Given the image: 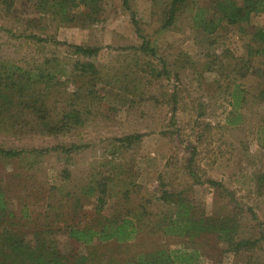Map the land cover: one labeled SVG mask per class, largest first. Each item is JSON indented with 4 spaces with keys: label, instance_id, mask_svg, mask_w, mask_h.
Returning <instances> with one entry per match:
<instances>
[{
    "label": "rangeland",
    "instance_id": "obj_1",
    "mask_svg": "<svg viewBox=\"0 0 264 264\" xmlns=\"http://www.w3.org/2000/svg\"><path fill=\"white\" fill-rule=\"evenodd\" d=\"M123 1L91 5L69 0L58 7L60 0H0L1 62L31 71L57 67L58 80L68 82L67 92L76 90L77 96L84 94L78 88L87 76L73 74L71 66L87 62L97 67L105 84L102 91L96 87L100 95L94 105H87L85 96L76 100L77 107H89L83 126L64 134H41L29 127L16 135L0 131V148L24 152L19 159H0V187L9 209L18 216L25 206L38 224L47 205L78 190L62 198L60 220L74 217L76 208L83 224L94 215L95 203L82 197L80 188L109 177L108 195L127 207L115 206L117 211L138 210L148 201L153 216L151 223L143 220L137 240L122 253L112 247L97 248L99 253L123 262L165 248L182 251L190 257L188 264H264V45L255 37L264 31V13L235 25L224 22L205 34L193 27L194 12L219 0H180L168 27L171 0H127V6ZM143 41L153 55L139 50ZM70 45L101 50L82 57ZM234 90H243L250 100L236 110ZM62 100L57 96V106ZM238 114L241 124H228L227 118ZM136 135L140 139L130 145L121 141ZM73 145L78 149L70 153L58 149ZM163 191L182 192L195 218L226 220V226L236 227L233 241H256V246L233 254L211 232L162 235L154 221L172 211L158 199ZM85 250L58 236L63 260L85 255Z\"/></svg>",
    "mask_w": 264,
    "mask_h": 264
},
{
    "label": "trees",
    "instance_id": "obj_2",
    "mask_svg": "<svg viewBox=\"0 0 264 264\" xmlns=\"http://www.w3.org/2000/svg\"><path fill=\"white\" fill-rule=\"evenodd\" d=\"M74 1V0H72ZM78 3L83 0H77ZM93 5L98 0H89ZM180 0H171L169 12L164 26L172 24L177 6ZM69 0H60L58 7L68 5ZM127 6V0L123 1ZM264 13V0H242L239 6H235L232 0L214 1L211 7H202L195 10L192 24L195 29L205 34H213L222 23L235 25L248 21L252 14ZM132 24L135 32L139 33L137 22L132 14ZM256 39L264 45V31L258 30L255 33ZM48 40L37 39L36 42H47ZM77 56L92 57L97 55L101 48L69 46ZM140 51L153 55L147 42L143 41ZM73 74L87 76L86 81L78 88L84 94L77 96V91L67 92L68 82L58 80L57 67H38L31 70H24L14 64L0 61V131L16 135L20 129L29 127L41 134H64L74 128L83 126L88 115L89 107L76 106V100L85 96L87 105H94L100 93L96 87L105 88L104 80L98 78V70L94 64L76 61L71 66ZM59 76V75H58ZM98 80V83L96 81ZM103 83V85H102ZM243 90H234L231 98L234 101L232 109L242 107L249 103L243 95ZM264 94V90L260 92ZM57 96L63 98L57 106ZM76 96V97H75ZM241 114L230 116L227 122L230 125L241 124ZM141 136H127L121 140L126 145L136 142ZM62 152L70 153L77 148L73 145L69 148L58 147ZM57 150V148H54ZM23 151L0 148V159H19ZM31 154L43 153L42 151L30 150ZM189 176L194 179L193 173L189 170ZM68 174L64 171V175ZM111 178L98 177L80 188V195L87 200H93L94 215L85 223L77 221V209H73L75 216L70 219L64 218L62 198L77 194L78 190L68 192L58 201L55 200L46 206L42 216V222L36 224L31 218L25 206L19 210V215L9 209L5 195L0 187V264H188L186 254L182 251L173 252L169 249L160 248L149 252H140L135 257L120 262L104 253H99L97 248L112 247L111 251L122 253L137 240V235L143 229V220L151 223L153 216L147 209L148 201L138 205V210L114 204V196L108 195V184ZM211 186H219L213 181H207ZM128 192L122 193V197L128 198ZM182 192L171 194L163 191L159 199L164 206H171V215L164 216L154 221L157 229L164 236H190L195 237L203 233L211 232L217 234L220 239L227 243V252L237 254L241 251L253 249L257 242L251 240L233 241L235 225L226 226L224 222L217 223L205 218H195L187 204L181 198ZM113 199V200H112ZM120 208L117 211L115 208ZM126 206H128L126 204ZM49 212V216L48 213ZM57 212V214H53ZM60 217L61 220H60ZM66 218V217H65ZM146 224V223H145ZM65 235L67 239L79 243L86 248L87 254L74 255L64 260L57 252V239L59 235ZM259 241V240H257ZM95 249V250H94ZM98 249V250H99ZM110 251V249L108 248ZM107 250V251H108ZM118 255V254H116ZM186 255V256H185ZM79 256V257H78Z\"/></svg>",
    "mask_w": 264,
    "mask_h": 264
}]
</instances>
